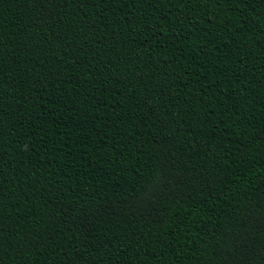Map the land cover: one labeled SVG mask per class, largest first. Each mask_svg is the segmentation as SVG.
Returning a JSON list of instances; mask_svg holds the SVG:
<instances>
[{
    "label": "trees",
    "instance_id": "1",
    "mask_svg": "<svg viewBox=\"0 0 264 264\" xmlns=\"http://www.w3.org/2000/svg\"><path fill=\"white\" fill-rule=\"evenodd\" d=\"M0 264H264V0H0Z\"/></svg>",
    "mask_w": 264,
    "mask_h": 264
}]
</instances>
